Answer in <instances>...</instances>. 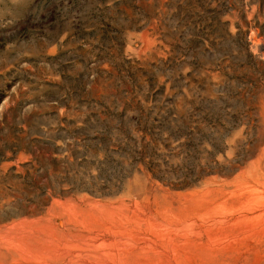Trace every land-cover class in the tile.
Here are the masks:
<instances>
[{"label": "rangeland", "instance_id": "rangeland-1", "mask_svg": "<svg viewBox=\"0 0 264 264\" xmlns=\"http://www.w3.org/2000/svg\"><path fill=\"white\" fill-rule=\"evenodd\" d=\"M0 264H264V0H0Z\"/></svg>", "mask_w": 264, "mask_h": 264}]
</instances>
